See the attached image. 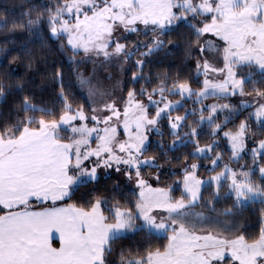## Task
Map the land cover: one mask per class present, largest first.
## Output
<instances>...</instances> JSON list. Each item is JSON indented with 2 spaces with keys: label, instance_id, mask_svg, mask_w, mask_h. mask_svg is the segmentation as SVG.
Here are the masks:
<instances>
[{
  "label": "snow or ice",
  "instance_id": "6c2138e0",
  "mask_svg": "<svg viewBox=\"0 0 264 264\" xmlns=\"http://www.w3.org/2000/svg\"><path fill=\"white\" fill-rule=\"evenodd\" d=\"M21 17L0 9V32L9 34L0 55L11 54L4 45L18 31L44 40L46 27L74 80L66 84L53 62L57 103L48 107L23 82L0 79L4 104L23 94L19 109L0 107V264H115L124 240L134 246L121 245L120 264H264V210L256 232L240 220L264 205V0H52ZM172 49L194 75L145 72ZM19 53L12 62L31 68L27 42ZM112 69L121 78L109 87ZM74 83L87 105L74 101ZM204 135L212 139L202 143ZM222 140L231 151L223 164ZM249 153L251 166L240 162ZM173 160L181 174L161 186ZM145 168L156 169L151 178ZM108 170L116 178L101 190ZM222 199L231 203L218 209ZM139 233L143 241L131 240Z\"/></svg>",
  "mask_w": 264,
  "mask_h": 264
},
{
  "label": "trees",
  "instance_id": "16d2710c",
  "mask_svg": "<svg viewBox=\"0 0 264 264\" xmlns=\"http://www.w3.org/2000/svg\"><path fill=\"white\" fill-rule=\"evenodd\" d=\"M45 2H52V0H0V9H6L8 18L11 19H21V13L24 8L28 7L30 4H44ZM183 31V29H181ZM8 33L0 32V44H3L4 38L8 36ZM16 43H7L4 45L9 49H13L10 55H0V79H3L5 76L10 78V81L15 82H23L25 84V93L31 94L33 96V102L37 104H43L48 107H52L56 104V94L58 92V88L54 87V81L49 78V73L52 71L53 62L57 64L62 63L64 66L65 71V83L69 80H74V76L72 71L69 67V62L67 61L65 55L60 52L57 48V42L53 39L47 38L46 27H45V39L41 40L36 36L30 35L27 31H18L15 34ZM27 42L28 47L35 53L36 59L33 62V66L31 68L27 67V61L21 59L17 62H12V57L19 55V46L20 42ZM152 60L145 67V72H151L153 77L155 78V74L164 70H168L171 72L180 71L185 76H192L195 74V69L193 62L191 60L185 61L184 53L182 50L172 49V54L169 56H164L162 53L158 57L150 58ZM162 61V62H161ZM130 76V73L128 74ZM43 85V87H41ZM195 86V84H194ZM72 91L75 93L74 101L76 103L83 102L87 105L86 99H84L77 89V85L74 83L72 87ZM23 98V94L17 91H13L9 97L7 104H4L0 101V107L8 108L14 107L19 109L20 101ZM171 99L176 100L179 97H171ZM215 98L210 97L205 103H212ZM186 107L191 108L193 106H197L193 104L192 100H187ZM58 106V105H57ZM180 114H183L184 109H178ZM176 114V113H173ZM231 126V125H230ZM208 129L205 127V133ZM157 137H154V139ZM165 140L171 141L173 137L165 135ZM212 137L204 135L202 137L201 142L206 143L210 141ZM193 146L189 144L186 148H181L179 152H169V156L180 155L182 152H190L192 151ZM218 151H222L224 154V161L226 162L229 160L231 156L230 148L226 141L222 140L220 143ZM197 158H193L195 160ZM247 162L250 166L252 164L251 153L244 156L243 159L240 161L241 163ZM161 163H164L161 161ZM202 164L207 165L208 160L202 159ZM235 166V165H234ZM180 165L173 160L171 165V171H169V165L167 163L164 164L163 172L164 175L161 176L160 184L161 186L172 183L177 175H180L179 171ZM218 171L220 169H217ZM156 169L154 168H145L144 172L146 178L154 173ZM200 174L204 177L210 175L206 168L200 169ZM108 177H111L109 179ZM101 179V190H103L104 185L111 187L115 177L108 176ZM257 181H259V174L257 173L256 177ZM156 183L155 181L153 182ZM83 191V189L81 190ZM208 191H205V198L208 196ZM224 191H227L225 187ZM180 193L179 191L174 192V195L178 196ZM79 195V193L77 194ZM126 195L130 196L132 199L135 196L132 194V191L126 188ZM231 201H224L223 199L217 205L218 209H223ZM206 211V209H200ZM261 210H264V205L260 203H255L250 205L243 213V216L240 218L242 224H246L249 226V232H256L258 231V225L261 216ZM144 233H139L138 235L131 237L133 241H143ZM153 243L155 245H160L162 243H166L165 240L153 239ZM125 247L134 246L130 244V241L124 240L119 241L116 243L115 247L117 249L116 252L112 254L111 259L115 261V264H120V256H119V249L121 245Z\"/></svg>",
  "mask_w": 264,
  "mask_h": 264
},
{
  "label": "rangeland",
  "instance_id": "374dc122",
  "mask_svg": "<svg viewBox=\"0 0 264 264\" xmlns=\"http://www.w3.org/2000/svg\"><path fill=\"white\" fill-rule=\"evenodd\" d=\"M135 37L133 36V37H130V39H134ZM141 39H143V37H141ZM64 54V53H63ZM65 55V57H66V59H67V55L66 54H64ZM67 61H68V59H67ZM69 62V61H68ZM87 68H88V70L90 71L91 70V64H89L88 66H87ZM112 71H113V73H114V78L112 79V80H104L103 81V83L106 85V86H109V87H111L113 84H115L116 83V81L118 80V79H120L121 78V76H120V74H119V71L117 70V69H112ZM201 79H202V77H201ZM77 89H78V91H79V94L85 99V97H86V91L85 90H83V89H80L79 87H78V85H77ZM87 101V100H86ZM88 102V101H87ZM230 148V147H229ZM108 176H112V177H115L116 178V174L114 173V172H112L111 170H108ZM102 178H105V176L103 175V173H102ZM147 178H151V175H149ZM152 182H154V179L152 180ZM125 183H127V182H125ZM133 188H135V185H127V189H129V190H132ZM197 210H200L199 208L197 209Z\"/></svg>",
  "mask_w": 264,
  "mask_h": 264
}]
</instances>
